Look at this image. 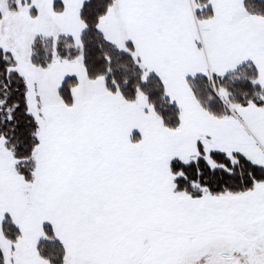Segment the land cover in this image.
Wrapping results in <instances>:
<instances>
[{"label":"snow or ice","instance_id":"1","mask_svg":"<svg viewBox=\"0 0 264 264\" xmlns=\"http://www.w3.org/2000/svg\"><path fill=\"white\" fill-rule=\"evenodd\" d=\"M0 264H264V0H0Z\"/></svg>","mask_w":264,"mask_h":264}]
</instances>
